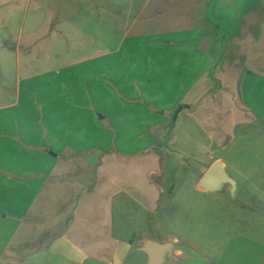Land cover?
Wrapping results in <instances>:
<instances>
[{
    "label": "crops",
    "instance_id": "crops-1",
    "mask_svg": "<svg viewBox=\"0 0 264 264\" xmlns=\"http://www.w3.org/2000/svg\"><path fill=\"white\" fill-rule=\"evenodd\" d=\"M211 3L145 0L137 6L129 0L122 9L129 16L144 14L149 30L138 35L145 37L143 44L132 45L146 52L138 64L146 73L133 74L136 80L119 79L112 96L135 102V108L91 111L74 102L85 100V93L47 81L55 87H46L41 107L35 108L37 119H30L22 139L9 141L7 135V147L0 146V264H147L141 250L147 240L172 244L162 264L212 258L172 216L193 195L231 192L229 185L210 192L200 182L216 162L233 179L220 154L233 143L239 126L264 123V70L247 67L243 51L244 41L259 29L249 13L255 2L232 16L234 29L224 43L206 26ZM161 15L169 25H156ZM134 25L135 20L127 28ZM258 26L264 33L262 19ZM107 95L103 91L104 103ZM102 122L132 133L117 146L108 141V127L93 138L85 127ZM57 167L56 189L65 170L72 178L59 203L52 204L56 189L42 185ZM235 181L232 194L238 189ZM157 219L165 229L162 237L155 232ZM232 240L223 242L220 258ZM261 256L259 264H264V252Z\"/></svg>",
    "mask_w": 264,
    "mask_h": 264
},
{
    "label": "rangeland",
    "instance_id": "rangeland-1",
    "mask_svg": "<svg viewBox=\"0 0 264 264\" xmlns=\"http://www.w3.org/2000/svg\"><path fill=\"white\" fill-rule=\"evenodd\" d=\"M144 1L136 0L137 6ZM250 1L255 2L251 4L250 17H256L255 26L259 29L255 31L256 36L250 35L253 38L244 41L245 65L264 70V33L258 26L261 19L264 21V0H244L241 8ZM128 3L129 0H0V105L6 106L0 109V130L3 132H0V146L7 147V135L9 141L22 139L20 133L32 122L30 119H37L35 108L41 107L46 87H55L54 82L47 84L48 80L62 81L63 87L69 86V92L77 95L85 93V100L74 102L85 104L91 111L101 107L114 110L137 106L135 102H125L128 101L125 98L112 97L119 87V79L136 80L139 72L146 73L138 64L147 54L143 50H133L132 45L143 44L145 37L138 35L149 31L147 22L142 13L129 16L122 12ZM211 4L206 26L209 31L216 30L220 43H224L234 29L231 18L238 13L234 15V9L223 7L219 0H212ZM133 20L135 25L128 29ZM155 22L161 27L169 25L165 15ZM249 25L246 22L245 26ZM226 55L224 59L228 58ZM177 64L174 65L176 69L180 66ZM166 69L161 67V70ZM136 73L137 77L132 76ZM103 91L108 94L105 103ZM7 107H10L8 111ZM52 107L57 108V105ZM28 110L32 113L27 116L24 111ZM7 113L10 114L8 127ZM106 127L109 143L116 146L126 142L132 133L126 128L113 130L105 122L97 127L88 124L85 128L94 138ZM220 155L227 161L226 171L236 180L237 192H216L203 198L193 195L184 203L182 212L173 214L172 219L180 222L182 233L192 238L200 251L212 257L207 262L198 257L196 263L184 261L186 264H259L264 252V123L254 121L239 126L233 143ZM57 171L58 167L50 173L42 185L44 188L56 189ZM64 174L52 204L59 203L62 190L71 185L72 176L66 170ZM154 225L155 232L162 237L165 229L158 219ZM155 232L153 229L150 236L154 237ZM229 237L232 243L220 258L223 242ZM143 259L147 260L144 255Z\"/></svg>",
    "mask_w": 264,
    "mask_h": 264
},
{
    "label": "water",
    "instance_id": "water-1",
    "mask_svg": "<svg viewBox=\"0 0 264 264\" xmlns=\"http://www.w3.org/2000/svg\"><path fill=\"white\" fill-rule=\"evenodd\" d=\"M223 5H228L236 12H239L238 3L244 0H220ZM203 189L215 192L223 189L225 185H229L231 188V193H233L235 188L234 180L225 172L220 162L213 163L207 170L205 175L202 177L200 182ZM171 243H159L153 240H147L144 242L141 250L146 254L147 264H162L164 261L166 253L170 250Z\"/></svg>",
    "mask_w": 264,
    "mask_h": 264
},
{
    "label": "flooded vegetation",
    "instance_id": "flooded-vegetation-1",
    "mask_svg": "<svg viewBox=\"0 0 264 264\" xmlns=\"http://www.w3.org/2000/svg\"><path fill=\"white\" fill-rule=\"evenodd\" d=\"M219 2H220V0H219ZM243 2H244V1H243ZM243 2H239V3H238V8H240V6H241V4H242ZM222 6L225 7V6H228V5H225V6H224L223 3H222ZM229 7H230V6H229ZM232 9H233V8H232ZM233 12H234V15H235V14L237 13V12H236V9H234Z\"/></svg>",
    "mask_w": 264,
    "mask_h": 264
}]
</instances>
